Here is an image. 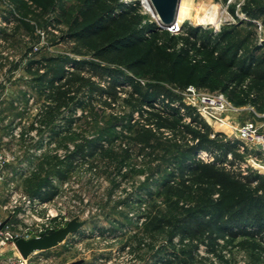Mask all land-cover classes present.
Masks as SVG:
<instances>
[{"label":"trees","instance_id":"trees-1","mask_svg":"<svg viewBox=\"0 0 264 264\" xmlns=\"http://www.w3.org/2000/svg\"><path fill=\"white\" fill-rule=\"evenodd\" d=\"M78 2L74 13L63 12L69 25L56 36L67 50L24 65L32 89L43 96L29 129L50 139H70L73 147L64 160L51 164L30 195L50 200L57 192L51 176L64 180L75 162L108 152L103 136L88 138L73 130L77 109L93 114L123 108L127 111L115 116L113 125L127 131L128 141L154 149L162 139L174 149L156 184L167 210L153 203L145 213V229L163 232L168 241L189 239L194 248L239 237L264 245V174L245 161L248 152L259 151L240 152L238 139L214 131L171 87L182 71L184 87L221 91L235 106H257L264 92V52L259 55L264 41L243 48L247 40L237 39L233 26L213 34L183 24V35H171L143 21L137 0ZM3 20L30 30L13 12ZM201 152L212 160L198 159ZM177 256L168 252L166 264Z\"/></svg>","mask_w":264,"mask_h":264},{"label":"rangeland","instance_id":"rangeland-1","mask_svg":"<svg viewBox=\"0 0 264 264\" xmlns=\"http://www.w3.org/2000/svg\"><path fill=\"white\" fill-rule=\"evenodd\" d=\"M137 1L143 21L153 20L146 11H152V7H145L144 10L141 0ZM194 3L202 5L201 12L184 17L180 21L182 24L212 30L214 25L209 23L205 15L214 13L219 20V31L233 26L236 38L247 40L243 48L248 49L261 42L259 37L264 35V0H182L180 6L193 7ZM78 7V0H0V101L1 97L7 98L3 112H0V152H5L8 157L0 179V221L7 218L13 224L12 228L16 229L17 225L24 227L29 222L41 227L58 228L73 217L84 220V227L75 236L70 234L63 242L41 252L44 256L52 257L54 264H69L78 259H83L82 264H107L115 254L116 259L110 264H166L168 252L178 254V261L171 264H264V245L247 237H239L234 241L221 239L217 245L197 243L194 248L176 238L168 241L163 232L145 229V221L140 225L136 223L134 219L142 212L146 213L153 203L167 210L161 202L163 196L156 194V184L166 171L167 161L174 149L162 139L155 141L154 149L128 141L124 137L127 131L120 125H113L115 116L127 111L123 108L119 109L121 113L104 110L93 114L87 109L83 112L80 109L79 121L73 125V130L88 138L103 136V146L108 152L89 159L88 165L95 168L93 171L89 167H79L68 172L64 179L66 186H62L64 182L61 183L62 180L55 176L50 177L52 181L55 180L53 184L59 194L41 209V221L29 217L27 222L2 209L14 190L31 196L32 186L50 171L52 163L64 160L72 144L70 139L55 138L52 139L56 142L55 147L46 148L37 155L35 151L42 146L43 138L47 135H38L36 131V138L27 135L16 138L13 132L18 126L25 129V133L31 131L28 126L34 121L41 105L40 97L29 90V77L22 68L31 58L62 54L67 50V46L59 43L56 36L69 25L67 15H63V12L72 14ZM8 12H13L30 30L21 24L16 28L17 21L3 24ZM198 21L202 23L198 24ZM262 52L264 47L259 55ZM12 75L15 79L7 86V79ZM183 76L181 71L176 82L171 85L181 97L185 88L182 85ZM199 89L206 93L215 92L207 88ZM23 92L30 96L33 94L35 99L24 100ZM248 106H237V110L228 109L224 118L226 123L232 126L264 121V117L259 115L264 112V92L257 106L252 109ZM225 131L233 138L229 128ZM59 152L64 156H60ZM257 157L261 160L257 161L258 164L264 166V153L259 152ZM31 163L37 165L36 170L23 176L22 168ZM123 167L125 170L121 171ZM251 167L256 169L255 166ZM125 187L129 189L128 193L124 197H116V192ZM146 189L152 191L153 197H147ZM97 232L105 233L110 238H106V241L85 238ZM113 237L114 240H111ZM127 245L129 248L125 249ZM122 250L125 253L118 259L117 252Z\"/></svg>","mask_w":264,"mask_h":264},{"label":"built area","instance_id":"built-area-1","mask_svg":"<svg viewBox=\"0 0 264 264\" xmlns=\"http://www.w3.org/2000/svg\"><path fill=\"white\" fill-rule=\"evenodd\" d=\"M140 1V0H139ZM142 4V2L140 1ZM144 10L145 7L142 4ZM153 20L157 24V26L168 32L171 35H183L184 34V28L183 24L177 23V19L174 23H172L169 26L166 27H160L157 20L155 19V16L151 10H146ZM142 13V12H141ZM5 24V22H3ZM260 29V26L258 27ZM261 30V29H260ZM213 34H217L219 32V25L214 26L211 30ZM263 35V34H262ZM259 41H264V35L259 37ZM194 60V59H193ZM175 92L176 89H173ZM120 96H124V92H119ZM182 101L190 106H193L198 113V115L208 124L212 127L214 131L221 132L225 134L227 137H229V133L225 131L226 128H229L231 130V135L233 138H236L240 141L239 151L244 152L245 150H258L256 148L257 144L262 145V149L258 150L259 152L264 153V121L260 122L259 124H253V123H242V124H236V125H230L226 123L225 115L226 111L228 109H239L237 106H234L226 97V95L221 91H215L213 93H206L202 92L199 88H197L193 84H188L185 86L183 91L181 92ZM29 100H32L30 98ZM159 107V104H155ZM251 109L252 106H248ZM81 114V110L77 109L75 115L79 116ZM260 116L264 117V112L259 114ZM34 127H37V123H33ZM218 129V130H216ZM28 133V134H27ZM35 133V134H34ZM13 135L16 138H20L22 135H27L31 138V136L34 138L36 135V129H31V131L25 133V129L20 128L19 126L14 130ZM56 146V142L52 141L48 136L43 138V144L42 146L38 147L36 149L35 153L37 155H40L42 151H44L46 148H53ZM72 144L69 145V149H72ZM34 153V154H35ZM60 153V152H59ZM62 156L63 154H59ZM64 156V155H63ZM257 154H251L248 152L245 161L247 165L255 166L259 165L261 167H264L258 162L261 160L258 159ZM198 159H202L204 161L212 160V156L207 154L206 152H201L198 154ZM8 157L5 152H0V179L2 178L4 171L3 167L7 163ZM258 161V162H257ZM89 160L82 161V162H75L74 163V169H78L79 167H89L92 171L95 169L94 167H90L88 164ZM259 171V168H256ZM36 170V164L31 163L27 164L22 168L23 176H26V174L30 175L32 172ZM125 167L121 169V171H124ZM260 172V171H259ZM53 180L52 182H54ZM61 183L64 182V180L60 181ZM66 182L62 184V186H66ZM128 188H123V190H118L115 194L116 197H124L128 193ZM58 192L51 198L50 200H40L37 197L29 196L27 194H24L22 191L14 190L9 198L8 201L2 206V209L7 210L13 214H16V216L19 219H23L25 221H29V217H32L36 221H41V214L40 211L42 208H45L47 204H49L51 201H53L55 198L58 197ZM140 209L143 210V207ZM40 214V215H39ZM48 214H46L47 216ZM138 225L142 224L145 221V212H142L138 218L134 219ZM2 221H0L1 225ZM38 226V227H37ZM63 226V225H62ZM13 224L10 223L7 219V221L0 226V264H54V260L52 257L44 256L41 252L42 251H34L31 254H29L26 258L22 257L20 253L17 251L15 245H14V239L16 237H22V238H29V237H35L40 232H43L48 227L44 226L41 227L37 223L30 224V222L22 227L20 224L17 225L14 229L12 228ZM77 234V233H75ZM75 234H72V236H75ZM87 239H104L110 238L109 235H106L105 233H91L88 234ZM179 241H183L185 243L189 242V239H182L180 240L179 237H175ZM116 239V238H115ZM65 240V239H64ZM63 240V241H64ZM114 240V237L111 239ZM62 241V242H63ZM129 246L127 245L125 249H128ZM125 253V250H122L121 252H117L118 259L122 258V255ZM116 259V254L113 255V258L107 261V264H110L111 261Z\"/></svg>","mask_w":264,"mask_h":264},{"label":"water","instance_id":"water-1","mask_svg":"<svg viewBox=\"0 0 264 264\" xmlns=\"http://www.w3.org/2000/svg\"><path fill=\"white\" fill-rule=\"evenodd\" d=\"M152 12L160 27L171 25L177 19L180 3L182 0H148ZM256 148L261 150V144H257ZM7 221V218L2 221V226ZM85 224L84 220H78V217H73L63 226L58 228H48L40 232L35 237L22 238L16 237L14 245L20 255L26 258L34 251H43L52 248L61 243L68 235L75 234ZM83 259H78L69 264H82Z\"/></svg>","mask_w":264,"mask_h":264},{"label":"bare ground","instance_id":"bare-ground-1","mask_svg":"<svg viewBox=\"0 0 264 264\" xmlns=\"http://www.w3.org/2000/svg\"><path fill=\"white\" fill-rule=\"evenodd\" d=\"M142 4L146 8H150L151 5L148 0H141ZM201 7L199 3H194L193 7H190L189 5H181L179 7L180 12L178 13L179 18H177V23H180V21L189 15L197 14L201 12ZM183 8V9H182ZM182 9V10H181ZM207 13V12H206ZM206 19L209 21L210 24H213L214 26H218L219 20L216 14L212 13L211 14H206L205 15ZM215 22V23H212ZM256 168H259L260 172L264 173V167H261L259 165H255Z\"/></svg>","mask_w":264,"mask_h":264},{"label":"crops","instance_id":"crops-1","mask_svg":"<svg viewBox=\"0 0 264 264\" xmlns=\"http://www.w3.org/2000/svg\"><path fill=\"white\" fill-rule=\"evenodd\" d=\"M0 41H2V39H1V36H0ZM3 52V51H2ZM22 70L23 71H25L24 70V67L22 68ZM25 73L28 75V77H29V79H30V75L25 71ZM15 78H14V75H12L11 77H10V79H9V77H8V79H7V82H6V84H7V86L8 85H11L12 84V80H14ZM29 81H27V83H28ZM29 87V90H31V91H33L32 93H34L35 95H37V97L39 96L40 97V103L43 101V96H40V95H38L36 92H35V90L34 89H32V87L31 86H28ZM28 90V91H29ZM5 94H7V93H5ZM23 96H25V97H23L24 98V100L26 99V100H29L30 98H32V100H34L35 99V96L32 94V96H30V94H28V93H24L23 92ZM6 100H7V98H3V97H1V101H0V112L2 113L3 112V106L7 103L6 102ZM36 167H37V165H36ZM83 227H84V225H83Z\"/></svg>","mask_w":264,"mask_h":264}]
</instances>
